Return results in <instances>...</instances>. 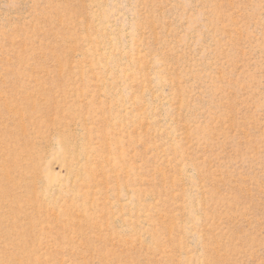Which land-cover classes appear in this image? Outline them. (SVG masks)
Returning <instances> with one entry per match:
<instances>
[{
    "label": "rangeland",
    "instance_id": "obj_1",
    "mask_svg": "<svg viewBox=\"0 0 264 264\" xmlns=\"http://www.w3.org/2000/svg\"><path fill=\"white\" fill-rule=\"evenodd\" d=\"M0 264H264V0H0Z\"/></svg>",
    "mask_w": 264,
    "mask_h": 264
}]
</instances>
